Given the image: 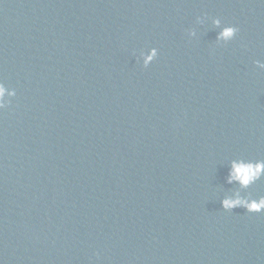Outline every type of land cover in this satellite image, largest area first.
Listing matches in <instances>:
<instances>
[{"label": "water", "instance_id": "obj_1", "mask_svg": "<svg viewBox=\"0 0 264 264\" xmlns=\"http://www.w3.org/2000/svg\"><path fill=\"white\" fill-rule=\"evenodd\" d=\"M16 93L0 264H264V213L221 203L264 197L228 183L264 160V0H97Z\"/></svg>", "mask_w": 264, "mask_h": 264}, {"label": "clouds", "instance_id": "obj_2", "mask_svg": "<svg viewBox=\"0 0 264 264\" xmlns=\"http://www.w3.org/2000/svg\"><path fill=\"white\" fill-rule=\"evenodd\" d=\"M216 27H221L220 21H215ZM239 29L235 26H224L218 34V39L222 41H231L236 38ZM158 49L150 51V54L142 55L143 66L149 67L158 57ZM16 91H9L0 83V111L10 107L11 99L15 98ZM261 178H264V160L251 161L245 159H236L231 163V170L228 174L229 184H238L241 189H248ZM225 211H232L236 208H244L250 214L264 213V197L259 199L245 198L239 192L233 197L225 198L221 201Z\"/></svg>", "mask_w": 264, "mask_h": 264}]
</instances>
